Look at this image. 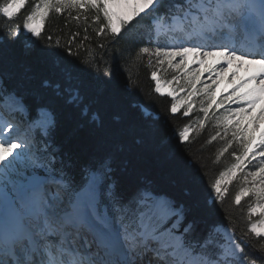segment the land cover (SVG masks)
Listing matches in <instances>:
<instances>
[{"label": "snow or ice", "instance_id": "snow-or-ice-1", "mask_svg": "<svg viewBox=\"0 0 264 264\" xmlns=\"http://www.w3.org/2000/svg\"><path fill=\"white\" fill-rule=\"evenodd\" d=\"M29 2L0 3L8 21L0 29L8 37L0 45V264H264V0H37L30 9ZM66 10L85 25L91 16L97 35L113 40L133 22H146L145 43L134 60L149 54L151 66L154 55L158 65L182 73L190 89L170 112L184 107L189 116L192 97L199 95V127L210 113L217 127L223 125V136L218 131L208 141L225 139L216 160L238 145V153L231 152L235 162L208 185L204 204H223L228 186L241 179L233 203L240 206L246 197L252 202L239 234L227 217V224L207 223L194 179L177 171L165 186L139 173L154 161L165 168V135L122 108L115 93L94 89L78 64L60 51H44L55 78L38 79L18 63L14 44L21 30L40 40L50 14ZM22 12V24L13 25ZM66 51L75 55L70 45ZM89 57L80 64L92 67L96 61L91 52ZM189 64L199 67L188 71ZM217 65L226 67L217 71ZM204 72L211 83L198 88ZM229 72L233 91L218 100ZM151 80L160 95L172 84L155 70ZM166 94L176 99L174 88ZM213 105L223 113L217 116ZM64 110L91 133V148L75 160L54 148ZM190 131L184 125L174 135L186 143ZM249 165L255 170L245 171Z\"/></svg>", "mask_w": 264, "mask_h": 264}, {"label": "trees", "instance_id": "trees-1", "mask_svg": "<svg viewBox=\"0 0 264 264\" xmlns=\"http://www.w3.org/2000/svg\"><path fill=\"white\" fill-rule=\"evenodd\" d=\"M2 2L3 0H0V3ZM35 3L37 0H30L28 8L30 9ZM25 14L26 12H22L20 20L12 22L13 25L22 24ZM76 15V10L73 9L72 16ZM143 22L133 23L134 26L130 25L123 31L122 38L113 40L111 37L97 35L95 31L97 25L93 23L91 16L88 24L85 25L83 18L79 21L72 19L67 10L61 14L51 13L40 40L30 37V34L21 30L14 44L17 60L22 67L30 66L38 79L55 78V69L52 65L45 64L42 53L60 51L91 76L90 83L94 89L102 93L118 95L121 107L133 113L147 126L159 129L165 135L170 149L169 160L163 170L159 162L154 161L151 165L138 169L139 173L165 186L168 174H174L177 171L194 179L197 197L201 202L202 213L207 223L227 224L228 219H231L235 222L239 234V230L246 225L245 216L249 204L247 200H243L240 206L233 203L235 191L241 186L239 181L234 180L228 186L229 193L223 204L217 202L213 207L211 200H208L207 205L204 204L208 198V185L234 159L231 154L225 153L219 161L216 160L220 143L217 140L208 142L213 136L211 119L205 123L204 128H200L198 121L203 119V115L190 117L184 116L183 112L172 114L170 112L172 100L166 95L155 93L154 81L151 80V72L155 70L154 62L151 60L152 63L149 66L148 54H143L139 61L134 60L136 49L145 43L141 39L145 33L142 35L141 30L140 33H136L137 26H141ZM7 24L8 21L0 16V29ZM86 26L87 32L84 31ZM74 34L77 35L75 40H72ZM85 35L88 37L87 40L84 39ZM49 36H51V44L47 39ZM7 40L8 37L0 31V45H4ZM57 40L60 43L58 49L55 48ZM100 44L104 47H99ZM69 45L75 55L66 51ZM89 52L92 53V58L96 63L92 67H85L80 64V60H88ZM57 119L59 123L53 136L54 148L61 149L65 153V159L71 157L75 160L84 156L91 148V133L88 124L84 123L82 127L79 126L78 118L69 110L60 112ZM184 125H190L192 132L189 135V141L181 143L174 133ZM176 195L180 197L179 190L176 191ZM203 226L202 223L201 227Z\"/></svg>", "mask_w": 264, "mask_h": 264}, {"label": "rangeland", "instance_id": "rangeland-1", "mask_svg": "<svg viewBox=\"0 0 264 264\" xmlns=\"http://www.w3.org/2000/svg\"><path fill=\"white\" fill-rule=\"evenodd\" d=\"M135 23V22H133ZM146 23L145 21L143 22V24H141V26H137L138 29H136V33H140V30H141V34L144 35L145 33V27H146ZM134 31V30H133ZM134 33V32H133ZM135 34V33H134ZM149 47H154V45H148ZM149 56V54H148ZM151 60L154 62V69L155 71L158 72V75L161 77L162 81L163 80H171L172 81V84L169 86L168 89L165 90V94L167 96V91L168 90H171V89H175V95H176V99L173 100L172 97H169L171 100H172V103L173 102H176V103H179V101L183 98H185L187 96V93L188 91L190 90L186 85H185V81H184V77H183V74L182 73H178L177 71L171 69V68H168L167 67V64H165L164 66H160L157 64V58L153 55L151 56ZM179 62V58L176 59V61H174V63H177ZM197 67H199L198 64H189V68H188V71H192L194 69H196ZM221 67H226V65H217L216 66V70L219 71ZM231 72L228 73V76L230 75ZM227 76V77H228ZM173 77H175L176 79L174 80ZM224 78L223 79V82L219 85V89H218V92H217V99L219 100L220 98L222 97H226L229 93H231L233 91V86L231 85V79H227ZM208 83H211L210 79H209V73L208 72H204L202 75H201V83L197 85L198 88H202L205 84H208ZM215 87V86H214ZM181 88H184V91H181ZM202 99L201 96L197 95V96H194L192 97V101L194 102L193 104V111L192 113L189 115L190 117L194 116V117H198V116H202L203 113L200 112V100ZM225 108L227 107H238V105H235V104H232V105H229V104H225L224 106ZM184 111H185V108L184 107H181V109L176 113H180V112H183L184 114ZM213 111L216 112V115L219 116L223 113L224 109H219V110H216L215 109V105H213ZM259 114V109H257V115ZM185 116V115H184ZM210 119L212 121V134L215 135L218 131L221 133V136H223V125L221 124L219 127H217L216 125V119L214 116H212V114L210 113ZM261 127H264V124L261 125ZM192 132V128H191V131L189 133V135L191 134ZM221 136H217V141L220 143V148H222L225 144V139H221ZM227 139H231V132L228 133V137ZM239 151V148H238V145L234 142L233 143V148L232 149H229V154H231L232 151ZM259 159V158H258ZM235 161H233L232 163H234ZM256 164V161H253V165ZM253 165H249L245 171H254L255 168L253 167ZM238 177H241L243 174L242 173H238L237 174ZM237 181L240 182V184L242 185L243 181L241 179H237ZM244 200H247L249 203L252 202V200L250 198H245ZM243 201V200H242ZM255 219H257V217H255Z\"/></svg>", "mask_w": 264, "mask_h": 264}, {"label": "bare ground", "instance_id": "bare-ground-1", "mask_svg": "<svg viewBox=\"0 0 264 264\" xmlns=\"http://www.w3.org/2000/svg\"><path fill=\"white\" fill-rule=\"evenodd\" d=\"M219 66H221V65H219ZM233 71H235V69H233ZM241 75H243V73H241ZM230 78H232V73H230V75L227 77V79H230Z\"/></svg>", "mask_w": 264, "mask_h": 264}]
</instances>
